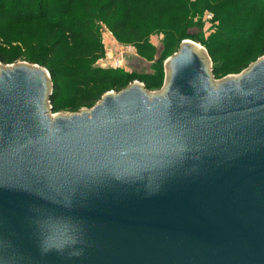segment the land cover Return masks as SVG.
Returning a JSON list of instances; mask_svg holds the SVG:
<instances>
[{
    "label": "water",
    "instance_id": "obj_1",
    "mask_svg": "<svg viewBox=\"0 0 264 264\" xmlns=\"http://www.w3.org/2000/svg\"><path fill=\"white\" fill-rule=\"evenodd\" d=\"M195 46L67 115L0 67V264H264V57L217 80Z\"/></svg>",
    "mask_w": 264,
    "mask_h": 264
},
{
    "label": "trees",
    "instance_id": "obj_2",
    "mask_svg": "<svg viewBox=\"0 0 264 264\" xmlns=\"http://www.w3.org/2000/svg\"><path fill=\"white\" fill-rule=\"evenodd\" d=\"M140 8L157 9L160 17L170 18L168 24L160 29L147 23L137 15ZM206 12L213 18L212 28L204 32ZM102 23L148 58L154 52L148 37L163 31L164 46L153 72L97 66L105 51ZM186 39L205 47L216 79L239 73L264 55V0H0V61L22 59L47 68L53 111L92 108L104 94L119 92L135 79L147 90L160 89L163 60Z\"/></svg>",
    "mask_w": 264,
    "mask_h": 264
},
{
    "label": "rangeland",
    "instance_id": "obj_3",
    "mask_svg": "<svg viewBox=\"0 0 264 264\" xmlns=\"http://www.w3.org/2000/svg\"><path fill=\"white\" fill-rule=\"evenodd\" d=\"M137 15L138 17H142L146 20L147 23L149 24H154V25H158L160 27V29L162 28V26H165L168 24V20L170 18H168L167 16H162L160 17L159 15V12L157 9H153L151 10L150 12L146 9V8H140L138 11H137ZM211 20L208 19V18H204L203 19V22H204V28H203V31L204 32H207L209 31L210 28H212V23L210 22ZM104 27H107L106 24H100V34H101V37L103 35V33L105 34V30H104ZM108 28V27H107ZM38 34V33H35V35ZM105 35H109L108 33H106ZM104 35V36H105ZM113 38H111L110 36H106V41H111L108 45H105V40L103 39L102 37V43L104 44V49L105 51L107 50V48L110 46V45H118V47H121L123 45H129L131 43H126L125 41L123 40H120L119 38H115L114 35L112 36ZM189 40H192V39H189ZM184 41V40H182ZM181 41V43H182ZM193 42L196 43V46H195V49L196 51L201 54L206 63L208 64V67H210L212 65V61L211 59L207 56V50L205 49V47L201 44V43H198L194 40H192ZM148 42L153 46L154 48V52L152 54V57L151 58H148V55L145 54H139V52H137V55H131L127 58V61H126V68L124 69L126 72H137V73H151L153 72L152 70V66L157 62V59L159 58V55L160 53L162 52L163 50V46H164V34H163V31H155L153 33L150 34V36L148 37ZM181 43H180V46H181ZM132 45V44H131ZM134 46V45H133ZM180 48V47H179ZM176 47L173 46L170 48V51L173 52V50H175ZM179 50V49H178ZM104 51V53H105ZM177 51H175L174 53H172L170 56L166 57L164 60H163V63H162V68H163V72H164V84L163 86L160 88V89H157V90H150L152 93L154 94H157V93H160V92H163L165 87V81L167 80L168 82V79H169V74H170V71H169V68L166 64L167 62V59L171 56H173ZM264 55H261L259 56L255 61H253L251 64L255 63L257 60L263 58ZM29 63L27 61H24L22 59L14 62V63H3L2 61H0V67L2 68L3 66H7V65H17L19 63ZM32 64V63H30ZM251 64L243 69L241 72L239 73H233V74H228L227 76H230V75H238V74H241L242 72H244L246 69H248ZM47 69V68H46ZM226 77V76H225ZM223 77V78H225ZM222 79V78H221ZM217 80H220V79H217ZM134 81H139V80H134ZM132 81V82H134ZM144 84V83H143ZM49 90H52V84L51 82L49 83ZM114 92H117L115 90H112ZM83 109H89V108H82L81 110ZM80 110V111H81ZM51 114H64V115H67V114H72L73 112L71 111H68V110H62V111H51L50 112Z\"/></svg>",
    "mask_w": 264,
    "mask_h": 264
},
{
    "label": "built area",
    "instance_id": "obj_4",
    "mask_svg": "<svg viewBox=\"0 0 264 264\" xmlns=\"http://www.w3.org/2000/svg\"><path fill=\"white\" fill-rule=\"evenodd\" d=\"M204 18H208L212 20L213 14L211 12H206ZM105 34L108 33L109 35H105L103 33L102 37L105 40V45H108L111 41H106V36H110L113 38V33L110 31L109 28L104 27ZM105 35V36H104ZM131 55H137V49L135 46L123 45L118 47V45H110L107 50L105 51L104 55L100 57L96 65L101 68H114V69H125L126 68V61L127 58Z\"/></svg>",
    "mask_w": 264,
    "mask_h": 264
}]
</instances>
